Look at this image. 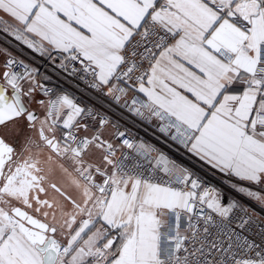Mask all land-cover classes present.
I'll use <instances>...</instances> for the list:
<instances>
[{
	"label": "snow or ice",
	"instance_id": "obj_1",
	"mask_svg": "<svg viewBox=\"0 0 264 264\" xmlns=\"http://www.w3.org/2000/svg\"><path fill=\"white\" fill-rule=\"evenodd\" d=\"M0 17V264H264V0Z\"/></svg>",
	"mask_w": 264,
	"mask_h": 264
},
{
	"label": "built area",
	"instance_id": "obj_2",
	"mask_svg": "<svg viewBox=\"0 0 264 264\" xmlns=\"http://www.w3.org/2000/svg\"><path fill=\"white\" fill-rule=\"evenodd\" d=\"M38 66L41 68V71H45L46 70L44 66H42V65H38ZM49 74H51V73H49ZM92 102L95 103L97 105V107H100V106H102L104 104V100L103 99H99V100L94 99ZM113 115H114L115 119H121V117H120V115L118 113H113ZM129 126L131 127V125H129ZM134 131L139 132L141 137H144V138L149 139V140L152 139L151 129L143 130V129H140V128H136V129H134ZM214 183H219V181L215 180Z\"/></svg>",
	"mask_w": 264,
	"mask_h": 264
},
{
	"label": "crops",
	"instance_id": "obj_3",
	"mask_svg": "<svg viewBox=\"0 0 264 264\" xmlns=\"http://www.w3.org/2000/svg\"><path fill=\"white\" fill-rule=\"evenodd\" d=\"M0 19H7L6 17H0Z\"/></svg>",
	"mask_w": 264,
	"mask_h": 264
}]
</instances>
